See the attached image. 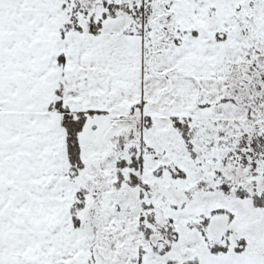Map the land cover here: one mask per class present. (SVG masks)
I'll return each mask as SVG.
<instances>
[{
  "label": "snow or ice",
  "instance_id": "snow-or-ice-1",
  "mask_svg": "<svg viewBox=\"0 0 264 264\" xmlns=\"http://www.w3.org/2000/svg\"><path fill=\"white\" fill-rule=\"evenodd\" d=\"M0 264H264V0H0Z\"/></svg>",
  "mask_w": 264,
  "mask_h": 264
}]
</instances>
